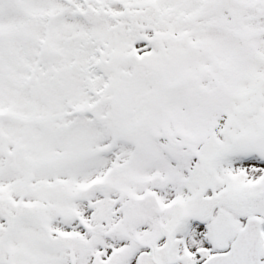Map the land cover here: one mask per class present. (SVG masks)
Segmentation results:
<instances>
[{"label": "snow or ice", "instance_id": "snow-or-ice-1", "mask_svg": "<svg viewBox=\"0 0 264 264\" xmlns=\"http://www.w3.org/2000/svg\"><path fill=\"white\" fill-rule=\"evenodd\" d=\"M0 264H264V0H0Z\"/></svg>", "mask_w": 264, "mask_h": 264}]
</instances>
